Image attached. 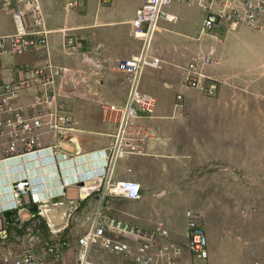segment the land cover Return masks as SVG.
Segmentation results:
<instances>
[{
	"label": "crops",
	"instance_id": "crops-1",
	"mask_svg": "<svg viewBox=\"0 0 264 264\" xmlns=\"http://www.w3.org/2000/svg\"><path fill=\"white\" fill-rule=\"evenodd\" d=\"M4 2H8V7L0 9V37L14 30L11 12L16 3ZM38 4L47 31L46 56L0 55V86L31 78L32 72L48 59L60 74L56 105L70 119L71 130L64 135V141L65 151L73 158L58 157L55 163L44 151L40 159L24 157L0 163L3 222L7 211L18 222L32 219L35 208L13 210L10 196V184L25 178L34 186L38 198L58 216H51L54 221L49 229L71 242L63 260L50 264H75V240L88 227L97 209L144 230L162 226L171 242L182 244L188 239L185 212L191 210L203 225L208 240L209 256L203 261L199 259L201 264H264V161L259 162V154H264V129L250 131L259 126L257 122H264V112L247 107L264 104V28L242 26L227 32L216 29L211 37L201 36L204 14L196 3L172 4L166 9L174 17L167 22L171 25L177 24L185 10H199L197 37L190 42L186 35L159 24L151 47L164 63L154 73L145 72L139 83V90L155 99L153 115L140 120L154 129L155 136L143 145L141 154L118 158L111 172L113 180L137 182L140 198L101 200V180L90 179L89 175L101 171L115 132L116 124L104 119L101 108L105 104H122L126 98L125 83L121 88L109 78L112 63L139 51L138 43L133 47L129 38L128 23L134 14L119 19L112 6L88 9L81 16L73 0H38ZM173 6L179 7V12H170ZM84 33L85 38H77ZM69 34L76 37L75 53L64 48ZM209 46L213 51L201 73L218 81L213 96L185 87L177 68L199 53L206 54ZM80 78H86L85 84ZM164 96L166 100L158 106L157 99ZM31 102L28 94H22L15 103ZM76 184L77 198L67 199L66 188ZM227 185L234 189L229 190ZM43 221L49 225L45 218ZM27 244L26 249L40 254L37 245ZM91 257L103 264H128L120 256L99 250H94ZM196 260L183 249L173 264H200Z\"/></svg>",
	"mask_w": 264,
	"mask_h": 264
},
{
	"label": "built area",
	"instance_id": "built-area-1",
	"mask_svg": "<svg viewBox=\"0 0 264 264\" xmlns=\"http://www.w3.org/2000/svg\"><path fill=\"white\" fill-rule=\"evenodd\" d=\"M5 1V0H4ZM0 0V9L8 7ZM16 5L11 12L14 30L8 36L0 37V55L33 54L46 56L47 31L38 0H13ZM196 3L204 14L201 36L211 37L212 31L223 29L235 31L245 26L253 29L264 28V0H144L135 10L129 21L132 38L137 41L139 51L116 66L126 85L124 103L105 104L101 114L105 120L114 122L115 132L112 143L106 149V162L98 173H91V178L101 180L100 198H124L138 200L140 185L132 180H113L112 167L118 158L141 154L143 145L155 136L153 128L140 123L149 119L155 109V99L139 90L140 79L145 72L159 70L164 61L152 51V41L159 29L160 22H171L174 17L167 12L172 4L191 5ZM64 48L68 53L77 52L74 35H67ZM213 47L206 49V54L199 53L181 66V76L185 87L199 90L206 96H213L218 81L201 73ZM59 71L48 59L37 67L31 78L10 82L0 86V163L7 164L14 159L37 157L47 151L48 159L58 163L72 159L65 151L67 142L64 135L71 130L68 115L60 112L56 105L59 90L56 88ZM208 80V83L205 81ZM28 94L31 103L16 105V100ZM181 101V96H177ZM177 106V105H176ZM178 106H180L178 104ZM45 140L47 142L45 143ZM57 161V162H56ZM29 196V203H24V196ZM10 196L13 210L25 206L35 208V216L48 218V204L42 202L34 192V186L28 179H20L10 184ZM188 239L182 244L170 241L168 231L162 226L153 230H144L132 226L97 209L89 219L85 231L75 240V264H103L91 257L94 250L112 256L124 258L128 264H173L186 249L193 257L206 260L209 256L208 240L195 212H185ZM27 242L39 246L40 254L34 249H25L17 255H7L3 264H50L61 262L64 251L71 247V242L50 228L49 237L41 240L28 229ZM165 245H163V244ZM254 264H259L255 262Z\"/></svg>",
	"mask_w": 264,
	"mask_h": 264
},
{
	"label": "rangeland",
	"instance_id": "rangeland-1",
	"mask_svg": "<svg viewBox=\"0 0 264 264\" xmlns=\"http://www.w3.org/2000/svg\"><path fill=\"white\" fill-rule=\"evenodd\" d=\"M142 1L143 0H73V2H75L76 8H79V13L81 16L85 15V13L87 12L88 9L107 8V7L113 6L114 16L119 18V19H126V18L131 17L135 13L136 6L141 4ZM178 9H179V7L173 6V7L169 8V11L176 13V11L179 12ZM183 13H181V18L179 19V21L175 25H171V23H167V22H160L159 24L163 25L164 27L168 26V29H170L172 31L186 35L188 38H190L188 40H190V42H193L194 39L197 37V34H198L200 19H201V13L199 12V10H196V9H190L187 11L185 10L184 15H183ZM182 16H184V17H182ZM85 18H86V16H85ZM85 21H86V19L84 20V23H86ZM169 33H170V35L174 36L173 33H171V32H169ZM84 36H86V33L77 35V38L78 39L80 37L85 38ZM129 38L131 40V44L133 47L135 45H137V42L132 38L131 35H129ZM84 42H85V40H84ZM210 42L208 41V43H210ZM83 51L86 53L87 49L86 50L84 49ZM117 64H118L117 62H114L111 64V67L113 68V70L111 72L109 79L111 81H115L122 88L123 87L122 77H120L116 73V71L114 70V68H116ZM152 72L154 73L156 71H152ZM85 81H86V78H83V79L80 78V82H82V84L83 83L85 84ZM164 100H166L165 96L160 101H159V99H157V105L161 106L160 102H162ZM247 107H248V109H250L252 111L258 110L260 112L261 111L264 112V104H257V105L251 104V105H248ZM263 123L264 122H257V124H259V126L256 125L255 127H251L250 131L254 132L257 129H260V130L264 129V126H260ZM244 130H248V128H245ZM262 138L264 139V137H262ZM262 138L260 137V140H262ZM259 155H260L259 162H261L262 160L264 161V154L261 153ZM231 186L232 185H227V188H229V190H230L232 188ZM232 189H234V188H232ZM229 194H231V193H229ZM230 203L231 202L229 201V204ZM228 219H230V218H228ZM229 223H230V221H229ZM23 224H26L25 229H21V227H20ZM4 225H5L4 230L2 232H0V264H3L2 259L4 256L17 255L27 248V246H28L27 235L29 234L28 229H31V232H33L35 235H37L38 238H40L41 240L47 239L49 237L48 232H50V229L47 227V225L43 221V218L40 216H38L37 218L35 216L34 218H32L28 222L27 221H24V222L19 221L18 226H14V225L9 226L8 224H5V223H4ZM37 248L39 250V246ZM263 260H264V256H263ZM200 261H199V259L196 260V262H198V263H200Z\"/></svg>",
	"mask_w": 264,
	"mask_h": 264
},
{
	"label": "water",
	"instance_id": "water-1",
	"mask_svg": "<svg viewBox=\"0 0 264 264\" xmlns=\"http://www.w3.org/2000/svg\"><path fill=\"white\" fill-rule=\"evenodd\" d=\"M64 180H62L63 182ZM78 184H76V186H74V188H66V198L67 199H76L77 198V194H78ZM24 203L27 205L29 203V196L26 195L24 196ZM47 215H48V218L52 221V215H55L56 214L54 213L53 210L47 212ZM55 218H58V216H56ZM17 220V218H16ZM54 221V220H53ZM4 230V222H3V219L0 217V232H2Z\"/></svg>",
	"mask_w": 264,
	"mask_h": 264
},
{
	"label": "trees",
	"instance_id": "trees-1",
	"mask_svg": "<svg viewBox=\"0 0 264 264\" xmlns=\"http://www.w3.org/2000/svg\"><path fill=\"white\" fill-rule=\"evenodd\" d=\"M34 212H36V210L34 209ZM4 217H5V223L6 224H8L9 226L10 225H14V226H18L19 225V222L18 221H16V218H14L15 216H14V214H12V212H5L4 214ZM12 216H14V217H12ZM37 218V217H36ZM28 222V221H27ZM21 227V229H25V227H26V224H23V225H21L20 226ZM23 231V230H22Z\"/></svg>",
	"mask_w": 264,
	"mask_h": 264
},
{
	"label": "clouds",
	"instance_id": "clouds-1",
	"mask_svg": "<svg viewBox=\"0 0 264 264\" xmlns=\"http://www.w3.org/2000/svg\"><path fill=\"white\" fill-rule=\"evenodd\" d=\"M105 162H106V156H105ZM82 178H83V177H81V179H82ZM90 179H94V178H91V177H90Z\"/></svg>",
	"mask_w": 264,
	"mask_h": 264
}]
</instances>
